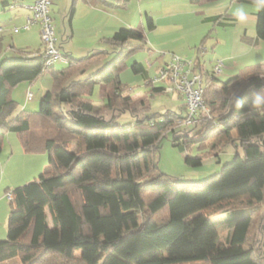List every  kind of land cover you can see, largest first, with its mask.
Masks as SVG:
<instances>
[{"label": "trees", "instance_id": "obj_1", "mask_svg": "<svg viewBox=\"0 0 264 264\" xmlns=\"http://www.w3.org/2000/svg\"><path fill=\"white\" fill-rule=\"evenodd\" d=\"M255 17L256 41H264V11ZM224 21L214 19L221 26L227 25ZM129 40L145 38L125 28L115 32L106 43L117 58L86 78L89 65L104 52L93 51L79 60L63 55L68 65L61 71L48 68L55 87L42 95L38 111L23 110L15 117L11 116L17 103L11 91L21 83H34L47 70L44 56L42 51L15 50L18 55L0 59V151L3 136L12 132L35 138V148L48 155V166L38 178L8 191L13 198L8 201L7 239L0 241V263L18 259L20 264H264L246 247L252 211L226 214L225 245L219 243L217 224L204 214L222 203L264 199V106H252L254 95L264 89V72H240L219 90H212L211 84L203 96L209 117L202 116L201 137L194 139L193 129L182 128L183 113L139 118L119 79L126 57L135 50ZM69 63H75L74 73ZM196 67L200 69L199 64ZM131 69L145 72L138 63ZM145 83L153 94L166 93L147 78ZM97 85L108 89L102 111L90 99ZM104 109L111 112L110 119L102 115ZM124 113L134 121L120 123ZM45 119L50 135L42 123ZM169 131L187 165H201L200 155L187 153L213 136L217 138L209 145L213 156L232 145L234 158L202 182L171 178L159 172L151 159ZM23 142L30 150L27 140Z\"/></svg>", "mask_w": 264, "mask_h": 264}, {"label": "rangeland", "instance_id": "obj_2", "mask_svg": "<svg viewBox=\"0 0 264 264\" xmlns=\"http://www.w3.org/2000/svg\"><path fill=\"white\" fill-rule=\"evenodd\" d=\"M48 1L54 31L57 30L55 26L57 19L58 27H61L60 22L64 18V24L68 28L66 39L58 34L57 37L55 36L58 48L62 47L75 60L84 58L93 51L104 52L100 59L89 65L84 74L86 76L83 75L84 78L89 76L88 73L100 69L102 65H108L117 58L115 49H112L106 40L119 29L125 28L143 34L144 42L129 40L128 43L135 50L126 57L125 66L119 73L120 82L128 89L138 111L137 114L142 119L167 111L183 113L182 115L185 116L184 109H181L184 102L180 95L171 91L153 94L152 87L145 83V78L149 80L155 78L173 58L199 64L200 70L207 72L221 62V72L213 81L212 90H219L224 82L240 72L246 70L264 72V41L254 46L255 19L248 16L246 27H241L236 21L230 23V19H227V15L231 16V9L235 7L232 3L235 0H208L207 3L200 5H194L191 0H129L126 4L120 0H95L91 5L87 4L91 11L85 8L84 4L76 7L70 27H68V12L73 7V0L67 2L63 0L60 4L62 8L58 9H53L50 0ZM4 2L8 5L4 6ZM32 3V0H23V5H20L19 0H0V28L3 31L0 32L2 52L0 59L11 46L19 52L42 51L39 26L33 25L29 31L13 33L14 28L22 27L23 15H20L24 10L27 12V8ZM217 17L224 18V23L227 25L216 24L214 19ZM10 55H18V53L6 54L5 57L9 58ZM133 63L140 64L145 72L134 73L131 69ZM64 68H66L65 65L55 64L53 71H61ZM69 68L74 73L75 63H69ZM51 71L44 70L34 83H21L11 91V97L17 103V109L11 117H15L23 110L31 113L38 111L42 95L55 87ZM60 79L58 78L57 81H64ZM153 86L166 87L167 83H154ZM26 91L34 95L32 102H26ZM107 91L108 89L106 90L103 85H97L90 94V99L101 111L104 103L106 104ZM261 93L264 94V89ZM110 95L114 96L112 92ZM102 113L106 119L111 118L112 114L109 110L104 109ZM46 120L42 123L47 124L49 127L46 130L47 135H50L52 129ZM118 121L132 123L134 118L124 113ZM33 128L34 132L39 134L36 126ZM182 128L193 129L191 136L196 139L201 137L203 126L198 124L194 128V125H184ZM231 135L235 137L234 133ZM54 136L63 140L67 139L64 135ZM172 138L170 131L165 133L157 149L152 152L151 159L157 163L159 172L181 182L197 183L207 180L218 173L223 165L232 161L235 155L233 146L227 145L220 153H217L219 154L217 157H214L209 149L210 144L217 142V138L213 136L205 142L194 144V148L187 153L190 157L200 155L202 159L201 165L192 167L185 163L186 156L182 154L181 149L173 146ZM25 139L31 151L25 148V142H23ZM37 144V140L35 138L31 140L30 136L22 138L12 132L3 136L0 151V241L7 239L10 203L6 193L32 182L48 166V155L42 149L35 148ZM70 146L74 149V145ZM239 210L252 211L254 214L246 247H251L257 258L264 261V199L261 203H249L246 199L230 201L211 208L204 214L217 224L219 243L225 245L228 230L222 225V220L228 212ZM0 264L20 263L18 259H11Z\"/></svg>", "mask_w": 264, "mask_h": 264}, {"label": "built area", "instance_id": "obj_3", "mask_svg": "<svg viewBox=\"0 0 264 264\" xmlns=\"http://www.w3.org/2000/svg\"><path fill=\"white\" fill-rule=\"evenodd\" d=\"M50 3L48 0H33L28 7L30 15L26 16L23 29H30L34 24L39 26V36L42 44V54L44 56V67L46 69L55 64L67 66L68 60L65 58L58 46L55 31L50 17ZM2 29H0V32ZM17 32V28H14ZM220 64L211 71H200L196 63L173 58L171 63L162 68L151 83H167L164 87L166 91L175 92L183 98V108L185 110L184 125H196L202 120V116L209 117V109L204 104L203 96L205 90L213 83L216 76L220 74ZM26 101L33 98L30 91L25 93ZM8 201L12 200L11 192L6 193Z\"/></svg>", "mask_w": 264, "mask_h": 264}, {"label": "crops", "instance_id": "obj_4", "mask_svg": "<svg viewBox=\"0 0 264 264\" xmlns=\"http://www.w3.org/2000/svg\"><path fill=\"white\" fill-rule=\"evenodd\" d=\"M62 1L63 0H50V2H51V5L53 6V9H58V8H62L61 6H60V4L62 3ZM68 0H65V2H67ZM93 1H95V0H75V2H74V0L72 1L73 2V11L71 12V10L68 12V27H70V23H71V20H72V18H73V15H74V13H75V11H76V7L77 6H80V5H85L84 7L85 8H87L88 10H89V6H87V4L88 5H91V3L93 2ZM120 1H122V0H120ZM207 1L208 0H198V1H194V5H200V4H204V3H207ZM22 2H23V0H19V3H20V5H23L22 4ZM32 2H33V0H32ZM74 3H75V5H74ZM232 3H233V5L234 6H237V5H245L247 8L249 7V5H251V8H249L248 10H249V17H251V18H253V19H255L256 20V17H255V13H256V11H255V8H254V3H253V0H235L234 2L232 1ZM4 6H6V5H8L7 3H5L4 2V4H3ZM22 7V6H21ZM24 8V7H23ZM71 8V9H72ZM22 9V8H21ZM25 9V8H24ZM23 10V9H22ZM25 11V10H24ZM22 12V14L20 15V16H22L21 18L23 19V25H24V21H25V17H26V15L28 16V15H30V10L27 8V12L25 11V12ZM89 11H91V9L89 10ZM231 12V11H230ZM230 12H229V14H230ZM29 13V14H28ZM230 17V16H229ZM228 17V19H230V23H234L235 22V20H234V18L231 16L230 18ZM55 20V19H54ZM57 21H58V19L56 20V22H55V26H56V29L57 30H55V36L57 37V34H58V36H61V37H64V39H66L67 37V33H68V28H66V24H64V22H65V19L64 18H62L61 19V22H60V25H61V27H58V24H57ZM23 25H22V27L19 29V28H17V32H14L13 31V33H18L19 31H29V29L28 30H26V29H23ZM34 25H37L38 26V24H34ZM1 29V28H0ZM120 30V29H119ZM3 32V31H2ZM41 43V42H40ZM259 44V42H257L256 41V38H255V40H254V46H257ZM42 45V44H41ZM59 50H60V52H61V54H63V55H68L69 57H71V55H70V53H68V52H65L64 51V49L62 48V47H59ZM14 52H15V50L13 49V47L11 46V47H9V50H7V51H5V54L2 56V57H5L6 56V54H10V53H12V54H14ZM36 53V52H35ZM11 57H13V56H15V55H10ZM104 65H102V67H103ZM101 67V68H102ZM100 68V69H101ZM97 70H99V69H97ZM97 70H94V71H92L91 73H88L87 75H91V74H93V73H95ZM142 71H145L144 69H143V67H142ZM84 74H86V73H84ZM84 76H86V75H84ZM33 99H34V95H33V98H32V100H31V102L33 101ZM27 102V101H26ZM30 102V101H29ZM183 108V105H182V107H181V109ZM184 109V108H183Z\"/></svg>", "mask_w": 264, "mask_h": 264}, {"label": "clouds", "instance_id": "obj_5", "mask_svg": "<svg viewBox=\"0 0 264 264\" xmlns=\"http://www.w3.org/2000/svg\"><path fill=\"white\" fill-rule=\"evenodd\" d=\"M256 12L264 11V0H253ZM231 16L241 27H246L248 23L249 10L245 5H237L231 9ZM254 108L264 106V94L256 93L252 99Z\"/></svg>", "mask_w": 264, "mask_h": 264}]
</instances>
